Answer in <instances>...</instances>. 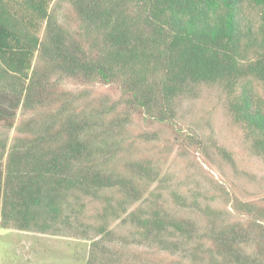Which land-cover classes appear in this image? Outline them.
Masks as SVG:
<instances>
[{
	"label": "trees",
	"instance_id": "trees-1",
	"mask_svg": "<svg viewBox=\"0 0 264 264\" xmlns=\"http://www.w3.org/2000/svg\"><path fill=\"white\" fill-rule=\"evenodd\" d=\"M52 3L0 0V229L51 234L68 192L97 197L131 186L98 171L95 162L108 142L96 140L84 112L65 115L68 102L52 109L60 102L54 93H62L50 76L44 82L32 70L38 51L52 70L109 85L136 113L158 123L199 88L219 89L230 122L243 131L250 152L264 158V0H70L78 24L70 39L55 29ZM42 22L48 29L41 41L32 31ZM7 95L16 99L11 110L3 104ZM125 120L116 125L126 127ZM258 204L246 205V212L260 225L264 243V201ZM142 210L131 214L137 236L162 252L194 240L184 222L162 210ZM226 231L217 234L223 244ZM245 251L234 258L225 250L218 264H264Z\"/></svg>",
	"mask_w": 264,
	"mask_h": 264
},
{
	"label": "rangeland",
	"instance_id": "rangeland-1",
	"mask_svg": "<svg viewBox=\"0 0 264 264\" xmlns=\"http://www.w3.org/2000/svg\"><path fill=\"white\" fill-rule=\"evenodd\" d=\"M71 5L70 0H53L49 8L55 29L62 28L66 39L78 33ZM47 27L42 22L32 32L42 41ZM47 63L49 58L38 51L32 70L42 81L50 76L53 89L62 93H54L60 102L54 101L52 109L68 102L61 109L65 115L84 112L96 128V140L108 142L95 162L98 171L126 178L131 186L105 189L97 197L68 192L49 232L63 236L35 228L0 229V264H218L225 250L236 258L242 249L264 261L260 225L246 212L248 204H263L264 158L250 152L243 131L230 122L219 89L199 88L195 96L180 101L173 117L158 123L136 113L127 99L122 102L113 87L65 77ZM7 96L3 104L11 110L16 99ZM21 108L14 110L17 123ZM121 119L126 127L116 125ZM4 134L13 136V131ZM140 207L142 213L162 210L184 222L194 240L167 252L142 240L131 218ZM102 227L109 234H100ZM222 230L229 233L225 244L217 239ZM90 253L94 258L88 260Z\"/></svg>",
	"mask_w": 264,
	"mask_h": 264
}]
</instances>
